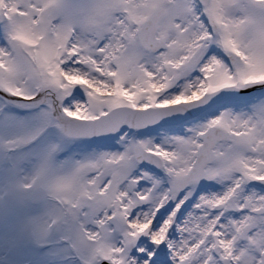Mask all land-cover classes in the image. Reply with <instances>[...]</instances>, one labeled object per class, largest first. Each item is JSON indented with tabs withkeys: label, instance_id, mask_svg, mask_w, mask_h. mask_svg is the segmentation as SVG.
I'll use <instances>...</instances> for the list:
<instances>
[{
	"label": "snow or ice",
	"instance_id": "obj_1",
	"mask_svg": "<svg viewBox=\"0 0 264 264\" xmlns=\"http://www.w3.org/2000/svg\"><path fill=\"white\" fill-rule=\"evenodd\" d=\"M0 37L8 264H264V0H0Z\"/></svg>",
	"mask_w": 264,
	"mask_h": 264
},
{
	"label": "rangeland",
	"instance_id": "obj_2",
	"mask_svg": "<svg viewBox=\"0 0 264 264\" xmlns=\"http://www.w3.org/2000/svg\"><path fill=\"white\" fill-rule=\"evenodd\" d=\"M4 41L2 37H0V44H3ZM12 102H20L24 104H29L30 102H24L20 100L11 101L8 98L0 96V140L12 138L15 135V131L12 128L13 123L15 121H19L23 123L24 126L32 125V121L28 119L30 112L33 110L31 108H21L16 103ZM92 143V141H75L71 144L70 148L59 154L58 159L63 160L65 157H68L70 154L72 156V152L74 153L75 149L80 150L82 146L86 143ZM84 143V144H83ZM36 150L34 145H30L23 149H20L22 153H30ZM15 154V153H14ZM73 157V156H72ZM32 172L31 166L26 163L23 168L24 175H30ZM0 195H3L2 190H0ZM49 201L46 198H42V200L38 203H33L32 200L27 203L24 209L18 211V215L20 216L17 220V224L23 228L26 224V220L28 215H34L37 217H42L45 213L46 208L49 205ZM9 207V201L7 197H5L4 201L0 202V219L4 220L5 225L7 222V211ZM5 228H0V233L4 232ZM24 243L26 245L29 244V239L27 232L24 233ZM53 252L59 253L61 257L67 255V249L64 248H54ZM16 259H20L24 262V264H50L51 257L42 253L41 250L37 248H32L31 246L22 248L19 253L14 257ZM10 257L8 255L7 247H0V264H8ZM64 264H71L70 260H65Z\"/></svg>",
	"mask_w": 264,
	"mask_h": 264
},
{
	"label": "bare ground",
	"instance_id": "obj_3",
	"mask_svg": "<svg viewBox=\"0 0 264 264\" xmlns=\"http://www.w3.org/2000/svg\"><path fill=\"white\" fill-rule=\"evenodd\" d=\"M0 96H2V97H5L6 99L8 98L9 100H11V101H15V100H19L17 97H11V96H7V94L6 93H3L2 92V94H0ZM24 102H27V101H24ZM16 123H13L14 124V126L12 125V128H13V130L15 131V135H20V134H24L26 131H28L31 127H32V125H30V126H24L23 125V123H22V121L21 122H19V121H15ZM15 135H13V137L15 136ZM84 144V143H83ZM85 144H91V143H89V142H86ZM84 144V145H85ZM83 153H82V151H81V149L80 150H78V149H75L74 150V153L72 152V156L74 157V158H80V156L82 155ZM66 158V157H65ZM64 160V159H63ZM28 165L29 166H31V164L30 163H28ZM31 168H32V166H31ZM44 215V214H43Z\"/></svg>",
	"mask_w": 264,
	"mask_h": 264
},
{
	"label": "water",
	"instance_id": "obj_4",
	"mask_svg": "<svg viewBox=\"0 0 264 264\" xmlns=\"http://www.w3.org/2000/svg\"><path fill=\"white\" fill-rule=\"evenodd\" d=\"M0 94H2V92H0ZM39 198V197H38ZM38 198H35V200H37Z\"/></svg>",
	"mask_w": 264,
	"mask_h": 264
}]
</instances>
